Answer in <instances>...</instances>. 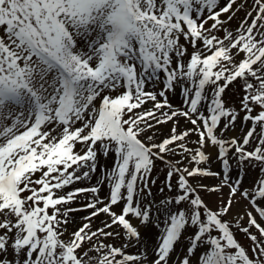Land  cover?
<instances>
[{
    "label": "snow or ice",
    "instance_id": "1",
    "mask_svg": "<svg viewBox=\"0 0 264 264\" xmlns=\"http://www.w3.org/2000/svg\"><path fill=\"white\" fill-rule=\"evenodd\" d=\"M0 264H264V0H0Z\"/></svg>",
    "mask_w": 264,
    "mask_h": 264
},
{
    "label": "rangeland",
    "instance_id": "2",
    "mask_svg": "<svg viewBox=\"0 0 264 264\" xmlns=\"http://www.w3.org/2000/svg\"><path fill=\"white\" fill-rule=\"evenodd\" d=\"M250 6V5H249ZM244 15L243 11L237 13V19H234L231 23V27L235 28L237 26L238 23V19L242 18ZM220 35H222V33H220ZM162 86V85H161ZM226 98L231 100L233 102V104H238L239 98H240V92L237 86H233L231 87L229 90H226ZM169 101L170 103L173 104L174 107L176 108H180L182 106V97L179 94V92L177 91L176 93H171L169 94ZM243 115V113L241 112V116ZM181 125L185 126V127H190V125H184L183 120L181 121ZM171 127L170 124L168 125H164L161 128V131L166 135L169 128ZM242 127H244V122H241L239 119L237 120L236 124L234 127L229 128L227 131L224 132V135L227 137H231V136H237L239 137L242 132L241 129ZM193 140L196 139L195 136L192 137ZM79 147V146H78ZM213 160H215V150L213 149ZM109 165L111 163V161L109 160L107 162ZM212 168L214 170H219L220 168V164L219 162H214L212 163ZM168 171L167 166L165 165L164 162L157 160L155 167L153 168L152 174H151V179L155 180V183H149V188L151 190V194L148 195L147 194V190L146 194H145V199L146 200H150L153 203H158L161 199H164L166 197L171 196L173 193L170 192L166 187H165V182H166V173ZM99 175V172L97 173V176ZM233 175H235V173H233ZM242 175L244 176V185L245 187L250 186L255 180H257L259 178V169H253L251 167H247L242 171ZM96 182V177H93L92 181H86L83 183H77L75 185V187H85V186H89L90 184H95ZM206 184H215L218 181L212 179V178H207L203 181ZM174 183V180H173ZM68 190H71V188H69ZM108 194V189L107 187H102L101 190V197H104ZM210 201L214 202L216 200V197L210 196L209 197ZM85 201L83 199H81L78 203H74L73 207H78L79 204L84 203ZM242 203H246V202H242ZM237 210H240V206H238ZM87 215L86 212H78L76 213V219L79 220V218L81 216ZM101 220L106 219V217L101 216L100 217ZM96 224L99 225V220L96 221ZM191 231V230H190ZM237 238L240 240V242L244 245V246H249L251 244V241L248 240L245 235L243 233H237ZM187 249V243L185 241H181L180 244L177 246V254H179L181 257L183 255V253L186 251ZM132 251H135V249H132Z\"/></svg>",
    "mask_w": 264,
    "mask_h": 264
}]
</instances>
